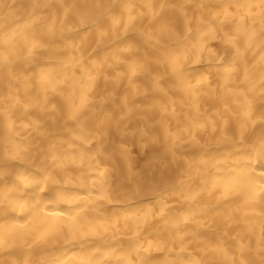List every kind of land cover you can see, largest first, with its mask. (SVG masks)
<instances>
[{
	"label": "bare ground",
	"instance_id": "6f19581e",
	"mask_svg": "<svg viewBox=\"0 0 264 264\" xmlns=\"http://www.w3.org/2000/svg\"><path fill=\"white\" fill-rule=\"evenodd\" d=\"M0 264H264V0H0Z\"/></svg>",
	"mask_w": 264,
	"mask_h": 264
}]
</instances>
